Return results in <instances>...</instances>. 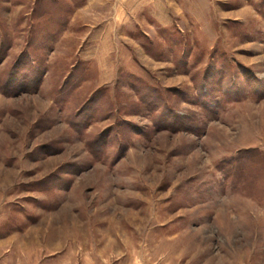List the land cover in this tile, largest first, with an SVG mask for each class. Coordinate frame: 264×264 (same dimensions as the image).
I'll return each mask as SVG.
<instances>
[{
	"label": "rangeland",
	"instance_id": "374dc122",
	"mask_svg": "<svg viewBox=\"0 0 264 264\" xmlns=\"http://www.w3.org/2000/svg\"><path fill=\"white\" fill-rule=\"evenodd\" d=\"M0 264H264V0H0Z\"/></svg>",
	"mask_w": 264,
	"mask_h": 264
}]
</instances>
